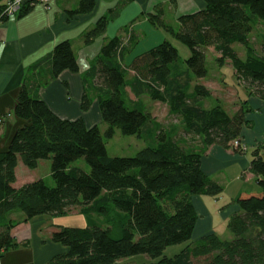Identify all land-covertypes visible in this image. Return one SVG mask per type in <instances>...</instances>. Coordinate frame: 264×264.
I'll use <instances>...</instances> for the list:
<instances>
[{
	"label": "trees",
	"instance_id": "16d2710c",
	"mask_svg": "<svg viewBox=\"0 0 264 264\" xmlns=\"http://www.w3.org/2000/svg\"><path fill=\"white\" fill-rule=\"evenodd\" d=\"M8 1L0 0V23L10 18L5 12ZM129 1L99 17L82 35L83 44L102 36ZM202 1V9L176 17V27L166 20L164 6L157 4L104 40L82 74L80 99L82 112L97 102L106 125L103 133L80 117H59L37 95L36 79L22 80L13 113L24 124L0 150V258L18 246L11 235L17 224L11 213L20 212L28 220L66 216L77 209L86 226H56L50 239L65 251L43 264H114L138 254L156 259L150 264H264L263 143L256 145L249 166L258 190H243L233 200L238 210L226 225L231 237L208 233L192 241L197 214L191 197H214L223 190L201 170L202 154L212 145L245 152L232 142L241 140L242 128L248 124L245 103L233 114L218 102L203 105L211 96L197 81L208 72L206 50L213 48L217 65L229 62L248 95L264 101V56L248 41L258 19H264V0ZM37 2L26 0L15 15L27 14ZM93 7L94 0H79L67 14H86ZM141 18L187 46L189 57L182 61L167 38L133 53L141 38L132 25ZM234 43L245 47V59L233 50ZM43 66L49 68V79L63 71L78 73L71 42H58L31 69ZM142 97L166 105L196 144L175 138L151 115ZM115 128L146 145L131 157L110 156L106 140ZM41 160L50 161L52 183L38 178L15 188L17 163L34 169ZM78 160L88 169L76 165ZM184 242L173 256H163L168 246Z\"/></svg>",
	"mask_w": 264,
	"mask_h": 264
},
{
	"label": "crops",
	"instance_id": "0c3cea01",
	"mask_svg": "<svg viewBox=\"0 0 264 264\" xmlns=\"http://www.w3.org/2000/svg\"><path fill=\"white\" fill-rule=\"evenodd\" d=\"M123 0H94L93 9L86 14H74L69 17L68 10L77 7L79 0H48V8L40 2L22 16L10 17L0 23V150L6 149L14 131L24 121L14 116V106L20 83L24 78L36 79L37 95L59 117L65 119L82 118L90 127L102 124L97 102H93L87 112L80 110L82 94L81 77L89 67L90 61L97 55L104 40L115 36L121 28L129 24L142 13L151 12L157 4H162L165 14L176 19L181 14L192 13L204 7L202 0H130L119 12L117 18L109 22L102 36L91 44L84 45L82 35L91 29L96 20L108 9L116 7ZM145 18L135 22L132 28L140 34L145 48H150L166 38L161 29L147 28ZM144 34L145 36H142ZM148 38V39H147ZM69 40L79 67L78 73L63 71L57 78L49 79V68L43 66L31 68L51 52L60 41ZM39 81H41L39 83ZM39 83V84H38ZM251 104L259 109L254 115H245L248 124L243 126L240 139L246 145L243 153L212 145L201 157V170L222 186L217 196L193 195L191 202L197 214V222L192 234L196 241L208 233L220 238L231 237L226 228L230 215L238 210L233 200L247 190L254 176L249 172L250 161L256 145L264 140V101L248 95L241 99V105ZM251 150V153L250 151ZM50 161L41 160L34 169L26 168L20 161L15 168V182L18 188L38 178L50 177ZM42 170L29 178L31 172ZM42 175V174H41ZM51 183V182H48ZM79 216H81L79 214ZM17 224L11 229V235L18 246L9 249L0 258V264H43L54 254L65 251L60 244L51 241V233L57 225L67 222L47 215L25 219L20 212L10 214ZM63 221V222H62Z\"/></svg>",
	"mask_w": 264,
	"mask_h": 264
},
{
	"label": "rangeland",
	"instance_id": "374dc122",
	"mask_svg": "<svg viewBox=\"0 0 264 264\" xmlns=\"http://www.w3.org/2000/svg\"><path fill=\"white\" fill-rule=\"evenodd\" d=\"M165 17L166 20L172 26L176 27V19H173L170 13L169 15L166 14ZM147 28H149L150 30V28L152 27L149 25L147 26ZM142 36L145 35L142 34ZM166 38L172 43L174 47H176L182 61L189 57L190 51L187 46L175 40L170 34L166 33ZM248 41L249 45L254 49V51L258 55L264 56V19H258V22L254 25L250 34L248 35ZM144 45L145 44L142 43V41L140 40L138 46L133 51V53L138 54L139 52L146 50L147 48H145ZM232 48L241 59H245L246 50L243 45H241L240 43H234L232 44ZM206 54V67L208 71L207 75L206 77L197 80L199 83L203 84L211 93L210 98L204 100L203 105L209 107L218 102L227 110L229 114H233L241 108V99L248 96V93L244 89L243 85L236 80L234 76V70L229 62H225L221 66L217 65L216 62H214V57L216 56V53L213 48H208L206 50ZM141 99L142 102L145 104L147 110L151 113V115L155 117V119L163 127H165L167 131H172L174 133L175 138L181 139L186 144H196L197 139L192 140V137L184 133L180 120L175 116L169 115L166 105L159 102L151 101L146 97H142ZM245 109H248L245 114L246 116L254 115V113L259 112V109L253 107L251 104H247ZM100 125L101 133H103L106 128V125L103 123ZM261 141L264 142V140ZM145 145L146 144L143 140L138 139L134 135H122L118 128H115V133L113 137L109 140H106V150L110 156L131 157L135 155L139 150H141ZM249 151L251 153V150ZM262 151H264V148L262 149ZM75 164L78 166H82L85 169H88L87 165L83 162V160H78L75 162ZM38 173L40 174V176H45L43 171L40 169L39 171L31 172V174H29V178H32L33 176L35 177ZM46 182L52 183V179L48 176L46 177ZM253 190H258V186L256 184V181L252 179L247 185L246 191ZM57 219H60L58 221L59 224L61 220H64V222H67L68 224H61L57 226H86V220L83 216H79L77 209H73L71 210L70 214H67L66 216L57 217ZM186 244L187 242L168 246L164 250L163 256H173ZM155 260L156 259H151L145 254H138L119 260L114 264H150Z\"/></svg>",
	"mask_w": 264,
	"mask_h": 264
},
{
	"label": "built area",
	"instance_id": "2783aa9c",
	"mask_svg": "<svg viewBox=\"0 0 264 264\" xmlns=\"http://www.w3.org/2000/svg\"><path fill=\"white\" fill-rule=\"evenodd\" d=\"M26 0H9L6 4V9L5 12L7 13L8 16H13L15 13L20 9L21 5L25 2ZM38 2L42 3L45 5V7L48 8L47 2L48 0H37ZM232 146L234 147H239L246 149V145L241 141V140H235L232 142Z\"/></svg>",
	"mask_w": 264,
	"mask_h": 264
},
{
	"label": "bare ground",
	"instance_id": "6f19581e",
	"mask_svg": "<svg viewBox=\"0 0 264 264\" xmlns=\"http://www.w3.org/2000/svg\"><path fill=\"white\" fill-rule=\"evenodd\" d=\"M242 141V140H241ZM243 142V141H242ZM244 143V142H243Z\"/></svg>",
	"mask_w": 264,
	"mask_h": 264
}]
</instances>
